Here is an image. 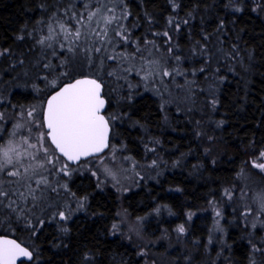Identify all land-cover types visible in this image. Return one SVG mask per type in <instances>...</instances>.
I'll return each mask as SVG.
<instances>
[{"label":"trees","instance_id":"1","mask_svg":"<svg viewBox=\"0 0 264 264\" xmlns=\"http://www.w3.org/2000/svg\"><path fill=\"white\" fill-rule=\"evenodd\" d=\"M124 3L130 13L124 22L131 26L135 41H153L149 44L154 46L152 55L164 67L175 64L170 56L180 55L179 70L196 72L195 76H177L171 82L156 79L153 85L172 89V100L163 92L145 90L128 101L124 99L126 93L120 96L117 92V99L110 101L106 109L122 117L112 127L110 142L117 139L116 134L127 145L124 152L128 149L129 157L139 159L154 154L162 159L161 175L120 197L108 187L95 186L86 175H72L65 180L66 198L86 199L82 209L77 201H70V221H46L36 236L25 228L19 233L20 227L13 222L7 228L0 227V234L13 236L35 250L34 260L24 264H251L248 250L261 243L248 240L251 226L241 213L244 207H252L248 201L256 192H264V172L252 166V161L264 162L257 159L264 150V0ZM174 3L179 7L174 9ZM71 4L77 11L81 9V0H71ZM65 7H69V0H0V50L9 49L11 53L0 58V96L15 102L36 97L41 102L52 91L32 93L34 86L44 88L37 79L44 73L39 65L60 62L51 55L52 49L36 45L35 40L45 34L54 10L62 14ZM169 19L179 23L178 31L175 24H168ZM164 31L172 37L171 53L167 51V37L151 35ZM21 35L24 39H17ZM57 52L61 59L65 57L59 49ZM11 64L16 65L15 70ZM201 67L204 73L199 72ZM107 86L106 82L105 93ZM225 189L234 192L231 200L224 196ZM52 194L56 195L53 205L60 208L66 204ZM215 203L223 218L222 231L211 225L209 208ZM153 204L161 207V215L155 217L158 222L151 219V225L142 223L140 238L128 239L121 228L111 231L118 214L141 217L151 212ZM187 209L198 210V215L191 220L187 236L174 237L170 230L174 219L166 218V214L181 218ZM61 225L68 232H61ZM153 228L166 231L164 239L161 232L160 236L158 231L150 232ZM250 231L258 237L262 229ZM210 236L214 239L211 244L206 242ZM86 255L89 260H85ZM255 256V264H264V253L257 252Z\"/></svg>","mask_w":264,"mask_h":264},{"label":"snow or ice","instance_id":"2","mask_svg":"<svg viewBox=\"0 0 264 264\" xmlns=\"http://www.w3.org/2000/svg\"><path fill=\"white\" fill-rule=\"evenodd\" d=\"M173 6L174 9L179 7L175 3ZM81 7L84 10L77 11L69 0V7L63 8L62 14L54 10L46 24L47 33L36 38V45L52 49L51 55L60 61L56 65L51 62L39 65L44 73L38 75L37 79L44 83V88L34 86L35 90L38 93L45 89L52 91H48L42 98L39 108L34 105L19 112L23 123H17L16 129L27 127L28 134L19 144L10 139L0 152V224L4 223V217H7L8 225L22 222L24 228L33 236L41 232L46 221L48 223L67 221L72 214L71 209L60 210L58 204L53 205L50 202L48 193H56L59 196L61 190L68 191L67 181L61 185L57 180L53 184L50 177L59 175L60 179L65 177L70 179L73 172L71 165L82 167V160L87 163L88 157L97 156L105 149L113 150L109 144V134L115 121L122 117L110 115L106 111L110 99L104 92L105 77H111L117 82L121 79L126 80L127 75L135 70L134 66L128 67L126 62L130 60L135 62L138 55L143 62L136 74L140 75L142 72L141 79L144 81L158 76L160 82L165 83L175 80L177 76L196 75L195 71L189 74L179 70L180 55L170 56L169 59L174 60L175 64L165 67H160L159 61L144 57V52L148 50L147 46L154 42L147 39L142 42L132 41L131 31L124 24L130 15L124 0H81ZM183 23L186 24L187 21ZM168 24L170 26L175 24V30H179V23L173 19H169ZM220 27L222 28L223 24ZM151 35L167 37L166 43L169 44L167 51L169 53L173 51L172 37L168 31L153 32ZM17 39L23 40L24 36H18ZM53 40L58 42L56 46L51 43ZM133 45L135 47L131 55L124 52V48ZM57 48L59 52L69 55L61 59ZM10 55L9 49L0 50V58ZM18 63L23 66L24 61L20 60ZM10 67L15 70L16 65L11 64ZM85 68L88 69V74H85ZM57 69L62 70L57 72ZM199 72L204 73L205 68L201 67ZM77 75L81 78H76ZM164 78L169 79L165 81ZM118 86L121 88L126 86L129 89L132 87L130 84ZM125 99L131 101L132 97L128 95ZM215 103L213 99L212 104ZM4 120V113L0 112V123ZM33 130L38 134H33ZM15 135L14 131L12 136ZM148 151L154 152L155 148H149ZM257 159L264 161V150L260 151ZM157 166L156 159L147 165L149 168ZM252 166L264 172V162L252 161ZM105 171L112 175L110 170ZM92 175L95 176L96 173L93 172ZM71 195L74 197L75 194ZM233 195L232 190H224L227 199L231 200ZM84 199L86 197L79 201L81 209L84 207ZM256 201L260 212L257 214L258 223L251 224L253 229L258 225L264 227V220H260V215H264V192L257 195ZM215 214L221 217L219 210ZM241 214L249 217L252 215V209L246 208ZM216 226L222 231L219 229V220ZM112 227L115 230L118 226L113 224ZM60 231L66 233L68 228L61 225ZM176 231L184 234L185 227L180 225ZM208 243H212L211 236ZM34 251L21 246L14 239L0 238V264H17V261L24 264L25 260L32 261ZM253 252L264 253V244L253 245ZM89 259L90 257L86 255L85 260Z\"/></svg>","mask_w":264,"mask_h":264},{"label":"rangeland","instance_id":"3","mask_svg":"<svg viewBox=\"0 0 264 264\" xmlns=\"http://www.w3.org/2000/svg\"><path fill=\"white\" fill-rule=\"evenodd\" d=\"M84 9L81 7L80 10L78 11H83ZM118 14H119V9L117 10ZM125 24V22H124ZM126 25V24H125ZM126 27L129 28V30L131 29V26H127ZM47 33V30L45 32V34ZM132 41H135L134 38H132ZM149 40V39H148ZM51 43H53L54 46H56V44L58 43L56 40L51 41ZM153 45H148L147 46V51L144 52V57H147L148 59H151L153 61H158L156 56L152 55L155 54L153 52ZM58 49V48H57ZM125 53H127L128 55H131L134 51V49H123ZM119 51V49H118ZM149 53H151V55H149ZM69 55L67 53H64V56ZM63 56V57H64ZM62 58V57H61ZM56 59V58H55ZM56 61L58 62L59 60L56 59ZM142 58L138 55L137 59L135 62L133 61H127V66L128 67H133L134 66V71L130 74L127 75L126 80L121 79L118 83H116V80L112 81H108L109 78L105 77L104 79L106 80L108 86H107V91L106 93L109 96L110 101L113 103V101H115L117 99V92L119 93L120 96H123L122 93H126L127 96L131 95V97L136 96L137 94H139L142 91L145 90H149V91H153L154 93H159V92H163L164 96L168 97L169 100L173 99V92L172 89L170 90V88H165L162 85H159L158 87L153 85L156 82V79H159V77H153L150 78L148 81H144L141 79V76L143 75V73L141 72L140 75H137V71H139L142 67ZM111 63V62H108ZM160 67H164V64H162L161 62L159 63ZM112 70V69H109ZM85 74H88V69L85 68ZM131 78L133 79L131 81ZM130 84L132 87L131 89H129L128 87H119V85L121 84ZM147 84V85H146ZM146 85V86H145ZM157 88V89H156ZM12 90V89H10ZM9 90V91H10ZM32 93L33 95L36 93L35 88L32 87ZM34 97V96H33ZM0 100H2V103H0V112L4 113L5 116V120L4 122L0 123V152H2V149L5 145H7L8 141L10 139H13L17 142V144H19L23 138L28 134L27 131V127L23 128V129H16V124L17 123H23V121L20 118L19 112L23 111L24 109H28L31 108L32 106H37V108L40 107L41 102H39V100L34 97L32 98V100H27V102H15L13 100H9V98L6 99V97L4 98L3 96H0ZM173 105V103L171 102L170 106ZM19 110V111H18ZM114 113H110V115H113ZM116 123V121H115ZM114 123V124H115ZM115 128L119 129V126H115ZM16 132L15 136H12L13 132ZM33 134H38L35 132V130H33ZM115 138H117L115 141L110 142L109 144L110 146H112L113 150L110 149H106L105 152L101 153L98 156H95L94 158H88L87 160L89 162L85 163L84 160L81 162L82 167H78L77 165H71V168L73 169L72 175L75 176H83L86 175L89 178H91V180L95 183V186H98L99 188H103L105 187H112L110 188L111 190H113L115 193H117V195L119 194L120 190L122 194L128 193L131 190H135L139 187H144L147 182H154L156 181V179L161 175L160 174V169L163 167L162 165V159L158 158L157 156H155L154 154L150 155L148 154L147 156H143L141 159H135L134 157H129L127 155L126 152H124V147H125V143L123 141V139L120 136H116V134L114 135ZM150 157V158H149ZM163 158V157H162ZM148 159V160H147ZM156 159L157 160V166L156 168H149L147 167V165L151 164L152 160ZM161 160V162L159 161ZM160 162V163H159ZM26 163H30V161H26ZM134 165H137L136 167H134ZM145 167V168H144ZM149 168V169H148ZM78 169V170H77ZM105 169L110 170V172L112 173V175H109L108 172L105 171ZM95 172L96 175L93 176L92 173ZM137 173H139V175H137ZM113 176L115 178H113ZM142 177V178H141ZM67 177L60 179L59 175L50 177V179L52 180L53 184L56 183L57 180L60 181V184H64L65 180ZM113 179V182H112ZM154 180V181H153ZM110 181V182H109ZM118 181V182H117ZM78 184V183H77ZM109 185V186H107ZM127 188V189H126ZM119 192H118V191ZM62 194V195H61ZM259 193L256 192L255 195H253L252 200L248 201V204H251L252 202V215L249 217H246L244 219L245 221L249 222V225L251 226V224H256L258 223L257 221V214L260 212V207L258 202L256 201V197ZM49 197H51L52 195V199L50 200V202L52 203L53 197L56 195H53L52 193H48L47 194ZM57 198L60 199H64L66 201V204L62 203V205L60 206V210H67L69 209L70 206V201L74 200L77 201V206L79 204V201L81 200H75L72 199L71 196H69V198H66V192L61 190L59 193V196H57ZM66 198V199H65ZM160 206H156L155 204L152 205V209L151 212L148 214L147 212L143 215V216H134V217H125L123 215V213L118 214V216H116L114 218V221L111 223V229L112 231H119V229H123L121 230L122 233H124L128 239L130 240H135L140 238L142 235V228H143V224L142 223H148L151 219H154L155 222H158V220L155 218H159L161 215V210ZM247 207H244V209H246ZM243 209V210H244ZM219 210L217 204H213V206H211L209 208V211L212 214V220L211 221V225L212 228L215 229L216 231H218L217 226H216V222L217 220H219V229H224V224L222 222L223 218L221 217H217L216 216V211ZM220 211V210H219ZM221 212V211H220ZM72 213V211H71ZM191 214V218L189 219V216ZM198 215V210L196 211H190V210H184V213L182 214V217L179 218L176 215H172L167 213L166 214V218L170 219V217H172L173 220V224L170 228V230L172 231V233L175 235L174 237H184L187 236L189 234L188 230H189V225L191 223V220ZM153 217V218H151ZM7 218V217H6ZM4 217V223L0 224V227L3 228H7L9 225L7 223V219ZM260 220H264V215H260ZM16 223V222H15ZM61 223V222H59ZM116 224L118 227L114 230L112 225ZM17 226L20 227V232H25L24 231V226L23 223H16ZM183 225L185 227V233L184 234H180L176 231V229L180 226ZM248 225V226H249ZM259 228L262 229L261 233H259L260 236H254V231H250V229L248 230V240H250V242L255 241L256 243H261L263 244L264 242V227H260L258 225ZM162 229L158 230V229H151L150 232H159L157 236H160V232ZM215 231V232H216ZM19 232V233H20ZM162 235L163 233L165 234L166 231H162L161 232ZM218 234V233H217ZM163 235L161 237V239H164ZM26 237V236H25ZM214 237H216L214 235ZM209 237H207V241L208 242ZM212 242H214V239H212ZM255 244V243H254ZM257 245V244H255ZM140 251H142V249H140ZM249 251V257H248V261L253 264V261H255V255H257V252H253V247L248 250ZM259 254V253H258Z\"/></svg>","mask_w":264,"mask_h":264},{"label":"bare ground","instance_id":"4","mask_svg":"<svg viewBox=\"0 0 264 264\" xmlns=\"http://www.w3.org/2000/svg\"><path fill=\"white\" fill-rule=\"evenodd\" d=\"M127 4V3H126ZM45 18V17H44ZM33 69V68H32ZM5 75V74H4ZM8 76V75H7ZM7 76H5V77H7ZM4 77V78H5ZM10 77V76H9ZM18 80V79H17ZM30 81V80H29ZM29 90H30V88H28ZM26 91V90H25ZM125 99V98H124ZM124 104V103H123ZM128 104H130V103H128ZM141 121V120H140ZM142 124V123H141ZM134 128H136L135 126H134ZM128 131H129V129H128ZM131 131V130H130ZM134 135V134H133ZM133 135H132V137H133ZM139 137V136H138ZM137 137V138H138ZM144 138V137H143ZM133 139V138H132ZM135 139V138H134ZM136 141V140H135ZM140 141V140H139ZM126 145V144H125ZM127 146V145H126ZM134 146H135V144H134ZM125 148V147H124ZM139 149H140V147H138ZM128 150V149H127ZM127 150H126V152H127ZM141 151V150H140ZM140 153V152H139ZM138 153V154H139ZM134 154V153H133ZM147 156V155H146ZM150 158V157H149ZM141 159V158H140ZM148 160V159H147ZM145 168V167H144ZM110 182V181H109ZM112 182H113V179H112ZM118 182V181H117ZM107 186H109V185H107ZM110 187V186H109ZM110 188H112V187H110ZM127 189V188H126ZM111 190V189H110ZM118 191V190H117ZM119 192V191H118ZM115 193V192H114ZM121 193V190H120V192H119V194ZM117 194V193H116ZM119 194H118V196H119ZM116 197L117 196H115V199H116ZM120 197V196H119ZM70 204V203H69ZM116 208V207H115ZM87 213V212H86ZM72 216V215H71ZM89 216V215H88ZM74 217V216H73ZM82 217H84V216H82ZM91 217V216H90ZM89 217V218H90ZM82 219V218H81ZM162 219V218H161ZM160 219V220H161ZM76 220V219H75ZM84 220V219H83ZM70 221V220H69ZM113 221V220H112ZM154 221V220H153ZM156 221V220H155ZM67 223V222H66ZM149 223V222H148ZM152 224V223H151ZM150 223H149V225H151ZM155 226H159V225H155ZM153 227V226H152ZM166 228V227H165ZM150 229V228H149ZM160 230V229H159ZM20 231V230H19ZM112 231V230H111ZM21 233V232H20ZM158 233V232H157ZM156 234V233H155ZM22 235V234H21ZM23 237V236H22ZM113 237V236H112ZM19 240V239H18ZM36 245V244H35ZM39 246V245H38ZM38 248H40V247H38ZM37 251V250H36ZM26 262V261H25ZM19 264V263H18Z\"/></svg>","mask_w":264,"mask_h":264},{"label":"water","instance_id":"5","mask_svg":"<svg viewBox=\"0 0 264 264\" xmlns=\"http://www.w3.org/2000/svg\"><path fill=\"white\" fill-rule=\"evenodd\" d=\"M76 78H81L80 76H77ZM109 136H110V134H109ZM106 150V149H105ZM104 150V151H105ZM58 154V153H57ZM101 153H99L98 155H100ZM97 155V156H98ZM88 158H90V157H88ZM73 165H75V164H73ZM0 238H7V239H14V240H16L14 237H12V236H9V235H5V234H0ZM17 241V240H16ZM17 243H20V242H18L17 241ZM21 244V243H20ZM21 246H24V245H22L21 244ZM25 247V246H24ZM25 261H28V260H25ZM19 263V261H17V264Z\"/></svg>","mask_w":264,"mask_h":264},{"label":"flooded vegetation","instance_id":"6","mask_svg":"<svg viewBox=\"0 0 264 264\" xmlns=\"http://www.w3.org/2000/svg\"><path fill=\"white\" fill-rule=\"evenodd\" d=\"M10 236V235H9ZM13 237V236H12ZM15 238V237H14ZM16 239V238H15ZM17 240V239H16ZM18 241V240H17ZM18 242H20L22 245H24V243H22L21 241H18ZM25 246V245H24ZM25 247H27V246H25ZM30 250V249H29ZM25 262V261H24ZM19 264H20V262H19Z\"/></svg>","mask_w":264,"mask_h":264}]
</instances>
